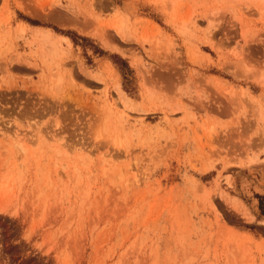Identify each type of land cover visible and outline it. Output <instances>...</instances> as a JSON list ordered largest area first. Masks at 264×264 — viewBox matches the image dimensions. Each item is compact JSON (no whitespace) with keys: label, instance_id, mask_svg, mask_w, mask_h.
I'll return each mask as SVG.
<instances>
[{"label":"rangeland","instance_id":"1","mask_svg":"<svg viewBox=\"0 0 264 264\" xmlns=\"http://www.w3.org/2000/svg\"><path fill=\"white\" fill-rule=\"evenodd\" d=\"M0 264H264V0H0Z\"/></svg>","mask_w":264,"mask_h":264},{"label":"bare ground","instance_id":"2","mask_svg":"<svg viewBox=\"0 0 264 264\" xmlns=\"http://www.w3.org/2000/svg\"><path fill=\"white\" fill-rule=\"evenodd\" d=\"M77 24V23H76ZM79 26V25H78ZM78 26H77V29H78ZM81 28V27H80ZM82 29H83V27H82ZM63 38V37H62ZM111 46V45H110Z\"/></svg>","mask_w":264,"mask_h":264}]
</instances>
